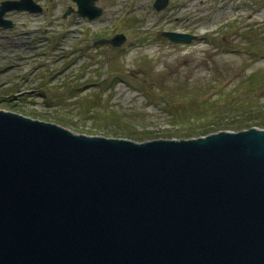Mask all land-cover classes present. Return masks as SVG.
<instances>
[{"label":"water","instance_id":"obj_1","mask_svg":"<svg viewBox=\"0 0 264 264\" xmlns=\"http://www.w3.org/2000/svg\"><path fill=\"white\" fill-rule=\"evenodd\" d=\"M12 10L42 7L4 1L0 27ZM0 264H264V129L136 142L0 110Z\"/></svg>","mask_w":264,"mask_h":264},{"label":"rangeland","instance_id":"obj_2","mask_svg":"<svg viewBox=\"0 0 264 264\" xmlns=\"http://www.w3.org/2000/svg\"><path fill=\"white\" fill-rule=\"evenodd\" d=\"M33 1L42 11H8L13 27H0V110L88 136L197 139L218 129L201 134L203 119L174 114L216 112L238 95L254 117L231 112L219 128L264 129V83L243 87L264 73V50L246 36H264V0H169L162 11L155 0H97L92 20L64 16L73 0ZM164 31L197 38L177 43ZM118 33L120 47L97 44Z\"/></svg>","mask_w":264,"mask_h":264},{"label":"trees","instance_id":"obj_3","mask_svg":"<svg viewBox=\"0 0 264 264\" xmlns=\"http://www.w3.org/2000/svg\"><path fill=\"white\" fill-rule=\"evenodd\" d=\"M248 33L246 34V36H248L249 40H250V45H253V46H256L262 50H264V36H262L263 34L257 36L253 31H251L250 29L247 31ZM104 37H100L98 38L99 39H103ZM247 84H244L243 87L246 85V88H248L249 86H253L251 84H255V83H259V84H262L264 83V73H254L251 78L248 80V82H246ZM230 102L227 103V105L223 108V109H219L218 111L216 112H213L212 113H208L205 112V111H201L200 112H195V114H192V115H187V114H179V115H176L174 114L175 116V119L177 120V122H180V123H187L189 120L191 122H194V119L196 117V122L200 121V120H204V122L202 123L203 124V127L202 129L200 130L201 134H204V135H207L208 133V129L210 127L208 126H213V128L215 129H218V132H221V131H224V130H233V131H236L238 132L237 130L239 129H245L244 127L247 124H244V125H240L239 128L238 127H231L230 125L227 126V125H223L222 128H219V125L218 123H220V121L224 120L225 119V116L231 112H235V111H239L240 113L242 112V109L244 110V112H242L243 114L244 113H249V117H254V111L253 110H249V109H245V103H248L247 101H245L244 99L241 100V99H238V95L235 96V95H232L230 97ZM167 104H169V102H167ZM218 121V122H217ZM217 122V123H216ZM216 123V124H214ZM205 126V127H204ZM244 126V127H243ZM249 128H253V126H249ZM241 131V130H240ZM189 135H193V134H189ZM189 137V136H188ZM146 138V135L145 136H142V135H135L134 138L132 139H135V140H138V141H143V139ZM189 139V138H187Z\"/></svg>","mask_w":264,"mask_h":264}]
</instances>
